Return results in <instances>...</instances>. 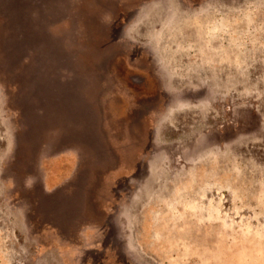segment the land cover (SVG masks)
Returning a JSON list of instances; mask_svg holds the SVG:
<instances>
[{
  "label": "rangeland",
  "instance_id": "1",
  "mask_svg": "<svg viewBox=\"0 0 264 264\" xmlns=\"http://www.w3.org/2000/svg\"><path fill=\"white\" fill-rule=\"evenodd\" d=\"M0 264H264V0H0Z\"/></svg>",
  "mask_w": 264,
  "mask_h": 264
}]
</instances>
